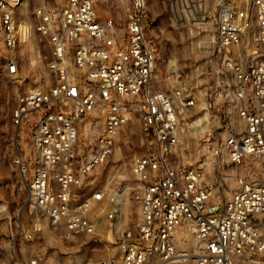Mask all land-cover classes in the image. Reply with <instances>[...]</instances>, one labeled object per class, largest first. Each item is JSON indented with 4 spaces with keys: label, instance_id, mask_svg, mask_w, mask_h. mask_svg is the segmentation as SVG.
Segmentation results:
<instances>
[{
    "label": "built area",
    "instance_id": "built-area-1",
    "mask_svg": "<svg viewBox=\"0 0 264 264\" xmlns=\"http://www.w3.org/2000/svg\"><path fill=\"white\" fill-rule=\"evenodd\" d=\"M119 1L44 2L34 10V28L51 48V82L19 92L13 110L32 141L31 155L17 146L15 158L32 210L64 238L96 235L101 202L109 205L108 220H117L119 193L77 194L138 112L147 137L145 151L131 160L139 217L116 231L117 251L98 264H264V0H214L222 68L206 97L214 105L212 130L221 131L198 164L179 153L197 119L196 86L176 73L170 87H156L147 2L129 0L119 19ZM21 4L0 0V61L14 73L15 52L33 31L17 19ZM174 6L176 16L187 15L182 0ZM229 180L234 187L225 197ZM39 230L36 223L26 236ZM7 264L41 262L29 256Z\"/></svg>",
    "mask_w": 264,
    "mask_h": 264
},
{
    "label": "rangeland",
    "instance_id": "rangeland-1",
    "mask_svg": "<svg viewBox=\"0 0 264 264\" xmlns=\"http://www.w3.org/2000/svg\"><path fill=\"white\" fill-rule=\"evenodd\" d=\"M172 1L146 0L149 12L147 33L158 46L156 87H170L176 73H181L188 83L196 86L197 119L184 138L179 153L183 162L198 164L220 139L221 131L212 130L214 124L209 118V110H214V105L206 97L207 90L217 83L222 68L216 46L214 13L217 7L214 0H182L187 15L179 17L176 16V7H171ZM44 2L58 6L63 0H22L17 11L18 21L33 25L29 40L15 52L17 72L10 71L4 57L0 61V264L29 256H37L41 264H98L117 251L116 231L131 227L139 217V204L132 195L136 178L131 172V160L136 153L145 151L147 137L140 113L131 114L112 154L90 174L88 188L78 190L77 199L98 188L109 194L119 193L121 213L117 220H108L109 205L106 202L99 203L101 208L95 210L96 235H68L64 238L48 220L32 210L28 188L15 162L17 146L25 157L30 156L32 141L28 129L13 121V110L19 92L44 87L51 82L48 68L50 44L34 28V10ZM128 2L116 3L113 11L119 19L125 17ZM100 11L105 15L106 6L101 5ZM89 120L88 117L82 125ZM101 123L99 119L98 124ZM30 178L31 172L27 174V179ZM261 178L264 179V175ZM233 187L234 182L229 180L225 197L230 196ZM36 223L40 230L33 237H27Z\"/></svg>",
    "mask_w": 264,
    "mask_h": 264
}]
</instances>
